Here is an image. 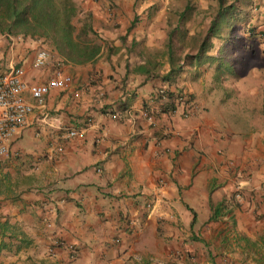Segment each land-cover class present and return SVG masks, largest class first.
<instances>
[{
  "label": "crops",
  "instance_id": "crops-1",
  "mask_svg": "<svg viewBox=\"0 0 264 264\" xmlns=\"http://www.w3.org/2000/svg\"><path fill=\"white\" fill-rule=\"evenodd\" d=\"M73 1L102 39L92 62L64 63L42 39L0 34V59L22 65L27 84L56 66L72 78L42 103L22 93L32 110L0 156V264H264V128L226 131L214 114L226 113L225 98L192 84L193 112L175 99L161 111L152 94L180 82L168 63L149 65L143 40L158 19L144 31L147 1ZM251 2L264 20V0ZM39 48L48 58L34 67ZM238 100L264 113V95ZM53 237L64 244L50 252Z\"/></svg>",
  "mask_w": 264,
  "mask_h": 264
},
{
  "label": "rangeland",
  "instance_id": "rangeland-1",
  "mask_svg": "<svg viewBox=\"0 0 264 264\" xmlns=\"http://www.w3.org/2000/svg\"><path fill=\"white\" fill-rule=\"evenodd\" d=\"M110 1L113 3V0ZM146 1L147 5L142 12L146 21L142 25L144 31H147L150 20L158 19L153 28L151 27L155 35L143 40V43H149L145 50L150 67L159 69L162 67L159 65L169 64L164 43L166 34L175 29L172 43L173 55L179 57L177 61L182 65V69L172 76L173 83L180 82L175 98L177 93L185 92L195 99L186 86L195 85L200 89L201 95L225 98L226 102L221 104L226 107V113L219 111L216 107L214 114H222L225 122L222 127L226 128V131L237 132L242 138L245 136L243 133L251 126L264 128V113L249 111L248 106L253 103L233 101L237 97L264 95V51L261 50L264 47V33L262 36L249 34L251 27L256 30L258 26L264 25V20L263 17L260 18L251 0H241V2L223 0V8L227 6L231 8L233 5V10L227 12V25H225L223 38L219 40L212 37L210 40L206 53L213 57H201L199 61L196 59V62L187 64L189 59L186 54L193 55L197 50L192 44L191 37L205 29L216 15L217 0ZM260 30L264 32V28ZM159 31L164 33L165 38H161ZM5 58L4 55L2 58L4 60L0 59V71L9 67ZM219 71L221 75L216 79L215 74H219ZM162 74L166 76L165 73ZM254 104L257 107L261 103Z\"/></svg>",
  "mask_w": 264,
  "mask_h": 264
},
{
  "label": "trees",
  "instance_id": "trees-1",
  "mask_svg": "<svg viewBox=\"0 0 264 264\" xmlns=\"http://www.w3.org/2000/svg\"><path fill=\"white\" fill-rule=\"evenodd\" d=\"M217 2L216 15L208 26L191 37L197 50L193 55L186 54L189 59L186 64L196 62V59L199 61L201 57H213L206 53L211 38L221 40L225 35L227 12L233 10V5L231 8H223V0ZM80 13L73 0H0V34L42 39L57 52L64 63L92 62L101 53L103 43L97 30L93 28L91 15L81 16ZM250 29L253 34V27ZM174 30L166 34L164 43L171 73L182 69L177 61L179 57L173 55ZM165 95L166 99L161 100L162 106L166 105L161 108L163 112L169 107L174 108L175 94L166 89Z\"/></svg>",
  "mask_w": 264,
  "mask_h": 264
},
{
  "label": "built area",
  "instance_id": "built-area-1",
  "mask_svg": "<svg viewBox=\"0 0 264 264\" xmlns=\"http://www.w3.org/2000/svg\"><path fill=\"white\" fill-rule=\"evenodd\" d=\"M48 58V52L45 48L36 50L32 60L34 67H42ZM25 70L22 65H11L7 69L0 71V156L10 154L11 143L17 132L24 126L27 114L32 110V106L24 99L22 93L28 91L38 102L42 103L45 96L51 89H66L72 83L70 75L65 74L59 66H56L50 76L41 83L27 84L24 79ZM166 88L160 87L152 94L155 100L166 99ZM176 102L182 106V113L188 115L197 108V104L185 92L176 94ZM174 111V108L167 110ZM156 113V112H154ZM150 114V115H149ZM148 118L154 119L151 112L146 113ZM75 129L68 130V136H74ZM234 195L237 199L241 198L240 185H236ZM49 251L54 247L64 244L59 238L51 239ZM73 252L74 247L68 245Z\"/></svg>",
  "mask_w": 264,
  "mask_h": 264
}]
</instances>
